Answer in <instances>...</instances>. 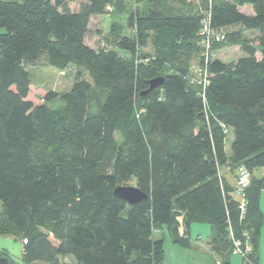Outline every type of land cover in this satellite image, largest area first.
I'll return each instance as SVG.
<instances>
[{
  "label": "trees",
  "instance_id": "obj_1",
  "mask_svg": "<svg viewBox=\"0 0 264 264\" xmlns=\"http://www.w3.org/2000/svg\"><path fill=\"white\" fill-rule=\"evenodd\" d=\"M130 1V34L111 24L96 49L86 43L90 21L115 0H0V237L21 240L23 264H166L157 232L188 249L191 227L207 225L218 264L239 257L234 243L250 245L241 264H260L264 182L253 174L264 169V0H200L182 12ZM204 24L224 37L215 48L237 46L241 56L208 59L202 96L189 62L204 64ZM41 59L76 72L68 92L34 105L27 67ZM156 78L162 84L144 93ZM241 168L243 212L227 180ZM128 179L146 201L113 195Z\"/></svg>",
  "mask_w": 264,
  "mask_h": 264
},
{
  "label": "rangeland",
  "instance_id": "obj_2",
  "mask_svg": "<svg viewBox=\"0 0 264 264\" xmlns=\"http://www.w3.org/2000/svg\"><path fill=\"white\" fill-rule=\"evenodd\" d=\"M22 2L23 0H9ZM53 1V0H50ZM200 0H165V4L176 10L178 12H182L187 8L188 5H198ZM79 3H70L69 8L71 10H76L78 8ZM139 11H143L144 7L141 5L138 6ZM135 10V5L132 4L130 0H115V4L111 7H108L105 11L104 15L95 16L91 19L89 24V33L86 37V43L92 48H98L104 45V38L107 37L110 25L114 24L121 28L122 33L130 34V31L126 27V20L130 14V12ZM245 12L248 9L243 10ZM2 33V30H0ZM248 38L254 37L255 33H245ZM207 43L206 48L207 56L202 55L203 49H200L199 58L208 59H219L225 64H233L237 61V59L241 56V52L237 46L229 45V46H218L215 48L217 43L214 37H211ZM255 42V41H254ZM213 47L215 49H213ZM151 53L150 48L147 47L141 50L142 56H148ZM198 58V59H199ZM202 60V61H203ZM204 62V61H203ZM189 65H194L197 68L205 71V64H200L199 60L192 58L189 62ZM194 70V69H193ZM191 69L190 74L193 76L194 72ZM27 71L31 78V86L28 95V100H30L34 105L41 104L43 102V97L48 92H54L57 95H62L68 92L74 81V74L76 72V68L72 65L68 66L65 70L60 71L53 67H49L46 65L44 59H41L37 65L27 67ZM203 73V72H202ZM204 73L202 75H204ZM195 75V74H194ZM86 77V75H85ZM88 79V78H87ZM197 87V86H196ZM198 88H201L198 86ZM232 138V133L229 132V135L226 140V150L229 152V144ZM115 139L118 142L119 137L115 135ZM228 182L237 187L238 186V178L235 174L234 176L227 175ZM254 180H256L259 184H263L264 182V169L254 171ZM120 186H135L134 181L128 179L120 183ZM0 211H2V203L0 201ZM210 235V229L207 225H194L190 229L191 242L196 248H183L178 245L170 243L169 238H166L164 243V252H165V260L170 264H191L194 259H198V257L202 258V261L196 260L197 264H216L215 257L212 258L203 247L206 246L207 238ZM192 245V246H193ZM197 245L199 247H197ZM198 250V251H197ZM259 256H260V264H263L264 257V226L261 231V236L259 239ZM197 252L198 257L192 258L191 255ZM0 253H5L6 256L10 259V264H23L22 262V244L21 240L16 236H4L0 237ZM199 253V254H198ZM164 260V261H165ZM165 261V262H166ZM33 264H41V263H33ZM64 264H67L64 262ZM196 264V263H195ZM231 264H241L240 258L237 256L231 257Z\"/></svg>",
  "mask_w": 264,
  "mask_h": 264
},
{
  "label": "built area",
  "instance_id": "obj_3",
  "mask_svg": "<svg viewBox=\"0 0 264 264\" xmlns=\"http://www.w3.org/2000/svg\"><path fill=\"white\" fill-rule=\"evenodd\" d=\"M201 35L205 38L204 41H203V45L204 47L206 48V45L207 43H209V39L212 37L210 34H209V29H208V26L207 24H204L203 27H202V32H201ZM224 37L223 36H220L218 39L216 37V41H219L221 39H223ZM206 52L204 53V56L206 57L207 56V48L205 49ZM208 62V58H205L204 60V64L206 65V63ZM194 74L193 76L191 75L190 78V83L191 84H194L195 86H200L201 88V95L203 94L204 92V89L206 88L207 84H208V74H207V69H205V73L203 70H201L200 68H197L195 66H192L191 67ZM206 68V67H205ZM204 75H202L203 73ZM203 96V95H202ZM248 183H249V175L247 173V171H245L244 169H239L238 171V186L235 190L236 194L238 196H240V199H241V204H240V209L241 211L243 212V207L245 205V200H244V189L248 186ZM23 245L26 244V240H23L22 241ZM251 251V248H250V245L249 244H246L243 248H241V245H239V243H234V254L238 255L239 257H246L247 254H249Z\"/></svg>",
  "mask_w": 264,
  "mask_h": 264
},
{
  "label": "water",
  "instance_id": "obj_4",
  "mask_svg": "<svg viewBox=\"0 0 264 264\" xmlns=\"http://www.w3.org/2000/svg\"><path fill=\"white\" fill-rule=\"evenodd\" d=\"M162 82V78L151 80L149 82L148 90L144 93H147L155 87L160 86ZM113 195L129 205H135L148 199V196L145 193L132 186H118L113 190ZM0 264H5V261L3 259H0Z\"/></svg>",
  "mask_w": 264,
  "mask_h": 264
},
{
  "label": "crops",
  "instance_id": "obj_5",
  "mask_svg": "<svg viewBox=\"0 0 264 264\" xmlns=\"http://www.w3.org/2000/svg\"><path fill=\"white\" fill-rule=\"evenodd\" d=\"M100 17V16H99ZM162 234V237H163V247H164V243H165V240H166V238H169V236H168V234H167V231L164 229L163 231H161V232H157L156 233V235H159V234ZM169 240H170V238H169ZM170 243H172L171 242V240H170ZM207 243V242H206ZM173 244V243H172ZM193 245V244H192ZM174 246H175V244H174ZM197 247H199L198 245H197ZM191 248H195L194 247V245L191 247ZM187 249V248H186ZM189 249V248H188ZM196 249V248H195ZM203 249L212 257V258H216L214 261H215V263L216 264H218V259H217V257L216 256H214V254L213 253H211V251H210V248L208 247V245L206 244V246H204L203 247ZM198 251V250H197ZM199 254V253H198ZM198 257L197 256V252H195L194 254H192L191 255V257L192 258H194V257ZM164 258H165V252H164ZM165 260V259H164ZM196 260H199V261H202L203 259L202 258H200V257H198V259H194L192 262H191V264H197V262H196ZM166 261V260H165ZM204 261V260H203ZM64 262H66L67 264H74V261H73V259L72 258H70V257H67V258H65L64 259ZM166 264H170V263H168L167 261L165 262ZM64 264V263H63Z\"/></svg>",
  "mask_w": 264,
  "mask_h": 264
}]
</instances>
